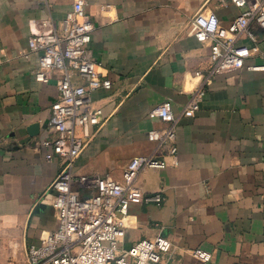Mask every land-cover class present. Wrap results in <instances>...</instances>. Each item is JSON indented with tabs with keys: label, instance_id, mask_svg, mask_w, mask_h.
I'll use <instances>...</instances> for the list:
<instances>
[{
	"label": "crops",
	"instance_id": "0c3cea01",
	"mask_svg": "<svg viewBox=\"0 0 264 264\" xmlns=\"http://www.w3.org/2000/svg\"><path fill=\"white\" fill-rule=\"evenodd\" d=\"M73 2L0 0V264H28L26 247L58 224L45 195L59 163L45 159L40 140L59 93L55 81L35 80L39 54L29 39L35 20H62ZM87 2L95 26L90 49L113 87L91 94L100 124L78 129L86 147L75 173L122 180L134 157L156 154L168 163L138 175L136 187L163 201L130 205L124 248L161 234L177 249L169 264H203L195 249L212 253L206 264H264V71L248 70L264 65V31L256 29L262 55L212 78L200 110L180 119L171 155L149 140L164 127L149 114L169 101L178 116L202 84L195 72L207 70L211 49L196 39L192 18L203 9L227 26L245 8L220 0ZM33 124L40 126L34 138Z\"/></svg>",
	"mask_w": 264,
	"mask_h": 264
},
{
	"label": "built area",
	"instance_id": "2783aa9c",
	"mask_svg": "<svg viewBox=\"0 0 264 264\" xmlns=\"http://www.w3.org/2000/svg\"><path fill=\"white\" fill-rule=\"evenodd\" d=\"M53 0H45L50 2ZM231 2L245 11L224 26L215 12L201 9L192 18L198 42L211 49L209 66L201 77L202 84L192 94L191 101L177 116L169 101L153 108L150 117L164 127L148 133L157 150L169 147L175 155L176 129L182 117L195 116L200 110L205 86L215 76L230 74L246 68L254 55H262L256 29L264 31V0H220ZM87 0H74L72 9L62 20L52 16L35 20L36 29L29 39V50L39 54L38 82L55 81L58 99L52 105L49 131L40 140L48 162L57 160L59 172L45 195L55 210L57 227L42 238L39 244L26 247L28 264H169L177 253L173 243L163 235L142 240L125 249L124 223L131 204L160 205V193H148L136 187L135 181L144 169H165L168 163L156 154L132 158L122 174V180L109 175H77L75 166L85 150L84 139L78 134L100 124L99 112L93 107L91 94L111 90L113 82L98 69L90 49L94 23L87 13ZM50 6V5H49ZM264 71V65L248 67ZM75 78L84 81L76 82ZM87 135V134H86ZM88 136V135H87ZM79 189H90L82 197ZM192 256L203 264L213 258L211 252L191 250Z\"/></svg>",
	"mask_w": 264,
	"mask_h": 264
},
{
	"label": "water",
	"instance_id": "95a60500",
	"mask_svg": "<svg viewBox=\"0 0 264 264\" xmlns=\"http://www.w3.org/2000/svg\"><path fill=\"white\" fill-rule=\"evenodd\" d=\"M31 137H37L40 134V126L39 124H33L28 129Z\"/></svg>",
	"mask_w": 264,
	"mask_h": 264
}]
</instances>
